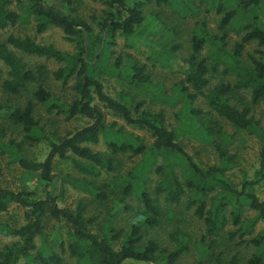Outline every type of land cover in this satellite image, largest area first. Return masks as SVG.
<instances>
[{
	"label": "trees",
	"instance_id": "16d2710c",
	"mask_svg": "<svg viewBox=\"0 0 264 264\" xmlns=\"http://www.w3.org/2000/svg\"><path fill=\"white\" fill-rule=\"evenodd\" d=\"M92 1L100 3L103 9L99 15L87 19L78 12L81 0H17L20 12L11 7L12 0H0V29L34 20L38 32L58 27L74 45L72 52H66L13 34L0 41V61L6 67L5 76L0 67V88L10 96L26 95L23 104L5 102L0 106V120L22 134L20 141L7 140L6 128L0 124V154L25 170L38 173L40 180L31 190H11L2 185L0 169V216L16 208L23 210L20 221L13 224L0 218V234L10 239V243L0 248V264H64L67 258L74 259L75 264L138 261L179 264L182 255L190 249L184 232L169 233L167 246L154 238L145 239L144 233L146 229L160 227L167 219H175L162 208V203L182 202L204 225V234L195 242L199 256L194 264H240L242 255L232 250L229 243L254 249L246 264H264V200L256 193V188L264 184V130L251 113L253 106L264 104V0H203L206 11L213 8L220 15V34H211L205 23L195 24L190 53L180 65L182 79L174 96L183 100V107L175 115L178 128L166 123L162 111L143 108L144 103L134 102L126 91L110 94L97 75L115 76L129 87L153 93L152 97L163 96L152 87L150 73L140 60L130 54L118 55L113 64L103 65L104 59L121 36L129 45L141 43L149 48L147 57L154 63H171V56L182 45H153L152 32L145 24V8L154 1L157 6L170 5L182 15L188 11L197 13L188 6L190 0ZM229 27L240 35L232 46L228 40ZM173 31L177 33L175 27ZM253 43L256 48L246 53L244 61V50ZM205 47L208 53L202 56ZM14 50L22 55L54 60L60 66L53 71L43 64L28 67ZM216 76L221 77L219 82L210 87ZM51 78L60 81L63 87L73 81L70 102L62 101L44 84ZM243 91L249 92L248 103L238 106L232 99ZM199 97L205 99L210 112L259 140L258 168L252 178L245 171L237 184L228 177L235 159L230 153L232 137L217 127L219 122L211 115L193 107ZM39 106H44L48 114L57 110L65 113L67 119L82 118L86 124L62 136L46 132L35 117ZM108 115L133 129L145 131L152 143L146 145L140 136L118 127L115 121L108 123ZM197 121L199 124L194 126ZM184 132L210 145L218 163L199 165L180 140ZM102 140L107 155L90 147ZM38 143H43L44 158H29L26 145ZM118 154L142 157L133 171L128 172L129 177H117L121 183L119 197L115 183L108 185V192L100 191L96 185L103 171L114 172ZM56 161H69L78 172L91 178L68 174L58 178L52 174ZM153 163L151 171L156 176L151 193L146 185V167ZM58 179L102 201L114 195L118 210H130L132 207L126 199L135 195L140 202L136 218L127 230L116 229L107 222L100 234L94 233L91 225L96 218L85 217L87 206L83 202L74 209L60 206V193L51 183ZM49 221L58 224L50 240L46 232ZM117 241L120 246L115 248ZM219 243H224L222 249L217 248Z\"/></svg>",
	"mask_w": 264,
	"mask_h": 264
},
{
	"label": "rangeland",
	"instance_id": "374dc122",
	"mask_svg": "<svg viewBox=\"0 0 264 264\" xmlns=\"http://www.w3.org/2000/svg\"><path fill=\"white\" fill-rule=\"evenodd\" d=\"M11 7L16 11L20 12L17 0H12ZM189 7L195 8L197 13L187 12L186 15H182L178 10H174L170 5L157 6L154 1L148 4L145 8V24L147 29L151 30L150 38L151 43L155 46H164L170 44V46H175V44H181L182 47L176 50L175 54L171 56V63L162 64V62H153L151 58L147 56L150 54L149 48L144 47L141 43H133V45L127 44L125 38L119 36L116 38V44L112 46L109 51V55L105 57V62L103 65L113 64L116 57L121 55L125 57L126 54H130L133 58L140 60L146 64V70L151 76V85L157 93H162L163 96L158 98L152 97L153 93L148 92L142 88L129 87L126 85L122 79L110 75H97L100 82L104 84L105 89L112 95L117 92L124 90L134 99V102H143V108L148 109L151 112L162 111L165 114L166 123L172 126V128H178V122L175 117L177 113L183 107V100L181 98L175 99V90L180 80L182 79V69L180 65L182 60L187 57L190 53V37L195 29L196 23H205L206 29L211 34H220L218 29L220 15L216 13L213 8L206 11V3L203 0H190ZM103 6L92 0H81L78 12L80 15L85 16L87 19L92 15H99ZM176 28L177 33H174L173 28ZM228 40L229 45L232 46L237 40L240 39V35L233 31L232 27L228 28ZM10 34L17 35L19 37H29L35 40L37 43L43 45H52L56 49L72 52L74 50L73 42L67 40L63 31L58 27H50L43 32H38L36 30V23L34 20L29 22H18L14 26H8L5 29H0V41H4L6 37ZM171 34V35H170ZM169 46V47H170ZM256 45H247L244 50V61L247 60L246 53L253 52ZM16 55L22 59L28 67H33L35 65L43 64L47 66L49 71L57 69L60 64L54 60H46L45 58L30 57L22 55L17 50ZM207 47L203 49L202 56L207 55ZM175 57V58H174ZM0 67L3 71L2 76L6 74V67L0 61ZM221 77L216 76L211 80L210 87L218 83ZM1 83V81H0ZM44 84H48L50 90L58 96L62 101L68 103L72 98V90L70 85L73 81H70L67 86H61L60 81L54 79H47ZM240 94H235L232 102L238 106L242 103H248L249 92L243 91ZM26 101V95L10 96L2 92L0 88V106L5 102H9L13 105L23 104ZM193 107L201 109L206 115H211V118L218 121L217 127L226 134L232 137V144L230 147V153L234 154V167L227 172L228 177L235 183H239L242 179V171H245L249 178H252L253 172L258 168L259 161V150L260 143L259 140L242 130H238L232 127L226 120L217 116L214 112H210V109L203 97H199L195 102ZM251 113L255 119L260 122V127L264 130V104L260 103L252 107ZM205 115V116H206ZM35 117L40 120V125L44 128L46 132H56L58 135L62 136L69 131H73L79 127L86 124V121L82 118H71L67 119L65 113L57 112L54 110L51 114L47 113L44 106H39ZM115 121L117 126H123L125 131L133 132L134 134L141 137L146 145H150L153 139L143 130L133 129L123 123L122 120L117 119L113 116H107V122L111 123ZM214 122V121H213ZM0 124L6 128V139H14L17 141L21 140L22 134L19 129L14 128L5 121L0 120ZM199 121L194 122L193 125L196 126ZM180 140L185 148V150L194 157L199 165H212L218 163V157L215 151L210 145L204 143L200 137L193 135L190 132L182 133ZM93 151H99L102 154H108V150L104 145V141H100L97 144L90 146ZM28 157L36 160H42L45 155V149L43 148V143L34 144L33 146H27ZM115 167L113 173L107 174L105 171L96 179V185L100 191L106 190L110 183H115L118 197L121 183L117 180V177L127 178L130 175L128 172H132L133 169L141 162V156L130 157L128 155L118 154L115 155ZM158 163V161H156ZM155 164H150L146 169L147 179L146 185L149 191L152 193V188L154 186V178L152 168ZM0 169L2 172L1 183L4 187L11 190L27 189L31 190L36 187L39 183L38 173H32L21 168L17 163L10 162L9 157L0 154ZM52 174L56 177H61L66 174L71 177H84L83 173L78 172L69 161H56L52 168ZM88 179L89 176H85ZM57 181V182H56ZM54 188H56L60 197L58 198V203L60 206H68L74 209L80 202H83L87 206L85 212L86 218H96L94 223L91 225V229L94 233H99L103 231L104 224L110 223L116 229L127 230L129 224L132 220L136 218V212L140 207V202L135 195L127 197L126 203L131 206L130 210H125L123 208L117 209L114 201L117 198H113L114 195L108 196L107 201H102L97 199L95 195L89 193L83 189L73 188L70 184L62 183L61 180H52ZM258 187V186H257ZM108 192V191H107ZM256 193L260 199L264 200V184L256 188ZM153 195V194H152ZM162 208L168 212L169 216H174V220L171 221L167 219L160 227L146 229L144 233V238H154L160 241L164 246L170 244L169 233L174 230H179L184 232L190 241V249L180 258L179 264H194L198 259L199 250L195 245L198 242L201 235L204 234V225L201 220L194 216L191 210H188L185 206V202L179 204H166L162 203ZM23 210L21 208H16L10 213L0 216L2 221L13 224L14 222L20 221L22 218ZM116 212H118L116 214ZM250 213V212H249ZM116 214V215H115ZM58 228V224L49 221L46 224V232L48 235V240L51 236L55 234V230ZM121 241V240H120ZM120 241L114 243V247L118 248L120 246ZM225 241H227L225 239ZM10 243L8 237H4L0 234V248L5 244ZM208 243V239L206 240ZM233 246L232 250L239 251L242 255L241 263L246 264L248 256L254 251V249L241 246L238 247L235 244L229 243ZM224 243H219L218 249H222ZM64 264H75V260L72 258H67ZM134 264H152L146 262H134Z\"/></svg>",
	"mask_w": 264,
	"mask_h": 264
}]
</instances>
